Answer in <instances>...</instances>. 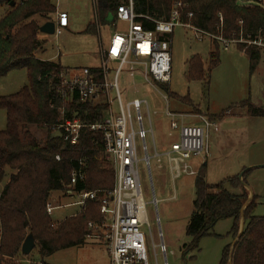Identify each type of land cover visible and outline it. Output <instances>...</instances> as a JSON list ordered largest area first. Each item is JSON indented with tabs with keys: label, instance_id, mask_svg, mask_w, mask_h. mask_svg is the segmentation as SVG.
I'll return each mask as SVG.
<instances>
[{
	"label": "trees",
	"instance_id": "16d2710c",
	"mask_svg": "<svg viewBox=\"0 0 264 264\" xmlns=\"http://www.w3.org/2000/svg\"><path fill=\"white\" fill-rule=\"evenodd\" d=\"M176 1L188 4V11L193 14L189 23L200 30L224 39L264 42V7L244 5L238 0H133V11L138 16L165 20ZM11 3L14 6L9 7ZM125 3L126 0H96L94 22L87 25L85 32L96 35L99 26L115 25L116 9ZM4 7L7 10L0 18V79L13 70H24L28 79V85L16 93L0 96V110L5 112V128L0 130V184L6 168L13 172L0 192V264H13L12 259L21 254L20 247L28 234L33 236L41 259L84 245L91 233L87 223L102 222L99 202L85 200L78 213L55 224L45 206L52 194L68 190L73 171L80 170L82 178H77L72 192L76 195L97 192L99 197L112 190L114 172L109 163L104 165L99 133L84 127L75 145L52 136L53 130L73 119L75 113L88 126L99 122L107 109L102 98L73 100L62 107L57 87L63 68L59 63L35 58V51L41 48L37 41L39 28L53 20L55 5L51 0H0V8ZM137 21L145 29H152L151 23L141 18ZM212 46L216 51L209 54L206 72L200 58L194 56L188 61L187 79L204 80L217 66L218 43L214 41ZM236 46L246 54L250 73L254 72L261 49L245 43ZM161 86L168 92L167 85ZM236 107L244 110L247 117L264 118V108L249 100ZM30 127L47 130L45 140L40 142L33 137ZM204 168L193 181L195 195L185 227L191 244L186 249L196 248L199 239L209 235L214 225L225 219L232 221L230 234L234 241L242 218L240 237L233 247L224 248L219 264H228L229 260L231 264H264V215L254 214L259 197L252 195L244 208L248 200L245 181L248 172L241 180L236 175L209 185Z\"/></svg>",
	"mask_w": 264,
	"mask_h": 264
},
{
	"label": "rangeland",
	"instance_id": "374dc122",
	"mask_svg": "<svg viewBox=\"0 0 264 264\" xmlns=\"http://www.w3.org/2000/svg\"><path fill=\"white\" fill-rule=\"evenodd\" d=\"M51 1L56 7V12H65L68 15L69 26L59 38L39 32L37 41L41 48L35 51V58L51 59L59 63L64 71L68 69L67 78L81 68L97 66L100 45L107 44L115 25L100 26L98 34H88L85 32L86 27L94 22L95 18V6L91 0ZM238 1L244 5L264 7V0ZM2 12L3 8H0V17ZM56 12L52 19L55 18ZM118 25L121 26L120 23ZM236 45L229 46L228 51L218 45L217 66L206 74L204 80H189V59L198 56L206 72L209 53L216 50L208 38L198 41L189 30L177 27L170 43L171 76L167 84L168 92L161 85L152 88L140 75L129 77L125 69L119 75L118 90L123 105L133 99L147 102L155 143L154 151L151 136L147 134L145 154L141 140H136L137 173L151 233L150 237L148 228H142L148 264H219L224 248L233 242L230 234L232 221L225 219L217 222L209 235L200 238L196 248L186 249L191 244V238L185 235V227L192 211L195 195L193 181L196 175H182L174 181L170 178L164 154L176 140L175 136H168L169 120L165 117L167 106L171 112L196 114L215 123L217 130L210 128L207 132V154L191 160L192 168L198 173L205 167V181L209 185L228 177L239 176L244 170L253 168L245 177L246 190L248 198L250 191L252 195L259 197L254 214L264 215V118L247 117L243 115L244 110L236 107L240 102L249 100L253 105L264 108V51L254 72L250 73L248 60L235 49ZM27 85L26 72L13 70L0 79V96L14 94ZM163 97H167V101ZM61 104L64 107L65 104ZM143 107V127L148 130L146 109ZM183 122L189 125L200 123L194 118H186ZM4 128L5 112L0 110V130ZM29 132L40 142L47 136L45 129L30 127ZM104 165H109L105 158ZM5 173L2 185L13 172L6 168ZM48 202L52 207H58L50 215L53 224L78 211V207L73 205L76 202L75 196L54 193ZM158 233H161V237ZM98 235L86 237L84 245L80 247L57 251L43 259L38 255L35 242V247L29 255L20 254L14 259L28 261L30 264H109L107 241L105 237L100 236L101 232ZM161 241L166 247L165 256L160 253L158 247L153 249V244L158 245Z\"/></svg>",
	"mask_w": 264,
	"mask_h": 264
},
{
	"label": "built area",
	"instance_id": "2783aa9c",
	"mask_svg": "<svg viewBox=\"0 0 264 264\" xmlns=\"http://www.w3.org/2000/svg\"><path fill=\"white\" fill-rule=\"evenodd\" d=\"M91 1L95 6L96 0ZM188 7L187 3L176 1L173 3L167 19L156 20L136 15L133 11V0H126L125 4L119 5L116 9L115 28L112 29L113 33L107 44L100 45L99 65L96 70L82 68L78 74L70 78H67L69 71H62L59 75L57 93L64 104L73 100L86 102L102 98L107 108L99 122L85 126L75 113L73 119L64 121L53 132H59L60 138L70 145L77 143L80 131L84 127L101 136L104 158L114 172L113 188L108 195L101 197L97 192L77 194L78 202L76 204L82 206L85 200L99 202L102 222L100 225L87 223V228L91 232L87 237H96L99 236V232L102 233L100 236L105 237L107 241L106 250L110 260L109 264H148L143 227L148 228L151 237L146 217V203L137 173L136 149V140H141L142 149L146 154L145 139L146 135L150 134L155 150L150 114L148 104L144 100L133 99L125 105L122 104L118 90V78L121 71L125 69L131 78L140 75L152 88L169 84L171 76L170 43L173 31L177 27L189 30L198 41L208 38L209 41L217 42L218 45H222L224 51H228L232 44L238 43L264 48L262 39L254 42L236 41L198 29L189 23L193 14L188 11ZM218 17L221 23V15L219 14ZM138 18L151 23L152 29H145L144 25L137 21ZM53 23V36L59 38L68 27V15L65 12H56ZM119 23L121 26L118 25ZM112 94H114L113 97ZM163 99L167 101V97H163ZM114 103L116 109L113 107ZM142 107L146 109L148 130L143 127ZM165 117L169 120L168 136L171 138L175 136L176 140L170 144L164 154L171 180L174 181L182 175L195 176L196 170L192 168L191 160L207 154V132L210 128L217 130L215 123L200 115L171 112L168 106ZM186 118L197 119L200 123L199 125L184 124L183 120ZM155 156H158L156 152ZM55 159L58 161L59 157L56 156ZM146 163L148 165L147 157ZM77 178H82L80 170L71 173L66 191L68 194L73 193L71 188L76 184ZM57 208L47 202L45 211L50 216ZM158 235L161 237V233ZM156 247L165 256L166 247L163 242L161 241L158 245L153 244V249ZM12 263L30 264L28 261L21 262L14 258Z\"/></svg>",
	"mask_w": 264,
	"mask_h": 264
},
{
	"label": "water",
	"instance_id": "95a60500",
	"mask_svg": "<svg viewBox=\"0 0 264 264\" xmlns=\"http://www.w3.org/2000/svg\"><path fill=\"white\" fill-rule=\"evenodd\" d=\"M14 6V3H11L9 5V7H12ZM39 32L40 33H43V34H46V35H53L54 34V23L53 22H46L44 23L40 28H39ZM53 137H60V133L59 132H56L52 135ZM264 167V166H263ZM254 168H257V167H254ZM251 169L253 168H249L247 170H244L239 176H238V179L241 180L242 176L246 173V172H249ZM251 196H252V193L250 191V198H248V200L245 202V205H244V208L247 206V204L250 202L251 200ZM242 228H243V219L241 218V223H240V228H239V233L236 237V239L232 242L231 244V247L234 246L236 240L240 237V234H241V231H242ZM35 247V241H34V238L31 234H28L22 245H21V248H20V253L21 255L23 256H27L30 254V252L33 250V248ZM228 264H231V261L229 260Z\"/></svg>",
	"mask_w": 264,
	"mask_h": 264
},
{
	"label": "crops",
	"instance_id": "0c3cea01",
	"mask_svg": "<svg viewBox=\"0 0 264 264\" xmlns=\"http://www.w3.org/2000/svg\"><path fill=\"white\" fill-rule=\"evenodd\" d=\"M6 10H7V8L6 7H4L3 8V12H2V16L5 14V12H6ZM1 16V17H2ZM0 17V18H1ZM54 20V19H53ZM53 20L52 21H49V22H53ZM43 25V24H42ZM41 25V26H42ZM40 26V27H41ZM68 26H69V23H68ZM68 28V27H67ZM66 28V29H67ZM173 35V34H172ZM212 42H214V41H210V44L212 43ZM213 47V46H212ZM235 47V46H234ZM235 49L237 50V51H239L238 49H237V47H235ZM264 50H262L261 49V52H260V57H261V53L263 52ZM239 52H241L243 55H245L246 56V54L244 53V52H242V51H239ZM210 54V53H209ZM194 57V56H193ZM193 57H191V58H193ZM246 58H247V56H246ZM190 60V59H189ZM247 60H248V58H247ZM260 60V59H259ZM47 61H52L51 59H48ZM54 62V61H53ZM99 63V62H98ZM259 63V62H258ZM99 65V64H98ZM98 65L97 66H89V67H86V68H89V69H92V68H97L98 67ZM258 65V64H257ZM82 69V68H81ZM64 71V70H63ZM66 71H68V69H66ZM75 74H78V72H76ZM74 74V75H75ZM97 101V100H96ZM245 112V111H244ZM243 115H245L246 116V114L244 113ZM155 151V150H154ZM155 155V154H154ZM6 183V182H5ZM4 183V184H5ZM4 184L2 185V183L0 184V192H1V190H2V188H3V186H4ZM65 195H68L69 197H71V196H75V198H76V202H75V204H73L74 206H77L78 207V211L77 212H75V214L76 213H78L79 212V208H80V205H78V204H76L77 202H78V197H77V195H75V193H71V194H68L67 192H65L64 193ZM72 205V206H73ZM74 215V214H73ZM72 216V215H71Z\"/></svg>",
	"mask_w": 264,
	"mask_h": 264
}]
</instances>
